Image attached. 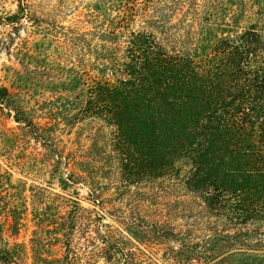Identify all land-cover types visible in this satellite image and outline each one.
I'll use <instances>...</instances> for the list:
<instances>
[{
    "label": "rangeland",
    "instance_id": "rangeland-1",
    "mask_svg": "<svg viewBox=\"0 0 264 264\" xmlns=\"http://www.w3.org/2000/svg\"><path fill=\"white\" fill-rule=\"evenodd\" d=\"M0 17V85L36 126L33 135L0 101V264H227L264 253V220L233 227L209 212L186 187L188 166L126 182L112 129L86 109L131 32L199 58L205 40L264 36V0H0Z\"/></svg>",
    "mask_w": 264,
    "mask_h": 264
},
{
    "label": "trees",
    "instance_id": "trees-1",
    "mask_svg": "<svg viewBox=\"0 0 264 264\" xmlns=\"http://www.w3.org/2000/svg\"><path fill=\"white\" fill-rule=\"evenodd\" d=\"M126 44L122 58H109L111 77L91 85L86 100L112 129L125 181L177 177L188 166L186 187L209 212L233 227L264 220V36L251 28L205 40L201 49L210 51L199 58L147 32H131ZM0 101L36 134L32 117L1 85ZM240 253L223 262L264 264V253Z\"/></svg>",
    "mask_w": 264,
    "mask_h": 264
}]
</instances>
